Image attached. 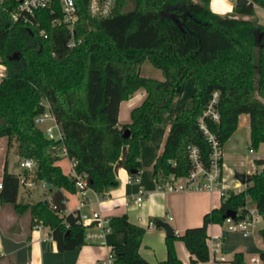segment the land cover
Listing matches in <instances>:
<instances>
[{"label": "trees", "instance_id": "16d2710c", "mask_svg": "<svg viewBox=\"0 0 264 264\" xmlns=\"http://www.w3.org/2000/svg\"><path fill=\"white\" fill-rule=\"evenodd\" d=\"M74 1L78 20L72 47L69 29L54 23L58 8L56 13L37 10L29 22L14 23L0 6V64L6 68L0 79V137L14 139L17 154L35 162L33 177L55 188L49 204L17 203L18 175L4 168L0 209L10 204L17 213H28L31 227H49L60 251L83 244L85 227L77 211L64 214L63 190L75 191V177L62 171L53 148L62 146L69 159H76L75 171L104 197L117 187L119 168L132 181L140 173V142L151 137L158 123L170 129L152 167L155 179L186 176L193 168L192 147L209 166L211 143L199 117L222 148L238 116L246 113L249 148L264 143V25L254 7L264 9V0H235L225 15L212 12L210 0H116L106 17L92 16L87 0ZM145 60L161 71L162 80L140 75ZM187 80L194 92L177 112ZM139 89L146 92L143 101L131 109V121L119 125L121 101ZM43 101L60 126L61 140L48 138L34 122L45 110ZM210 105L217 120L205 114ZM254 162L261 169L246 175L241 192L227 190L201 225L165 237L166 258L157 263L139 252L145 228L126 214L110 217L111 231L124 234L123 242L111 247L114 264H183L176 240L183 242L191 264L208 261L207 226L223 223L227 210L239 220L247 206H254L264 218V158ZM259 233L264 243V228ZM259 257L264 264V250ZM229 264H246L242 252H235Z\"/></svg>", "mask_w": 264, "mask_h": 264}, {"label": "crops", "instance_id": "0c3cea01", "mask_svg": "<svg viewBox=\"0 0 264 264\" xmlns=\"http://www.w3.org/2000/svg\"><path fill=\"white\" fill-rule=\"evenodd\" d=\"M235 0H210L209 6L212 12L225 15L232 12ZM255 15L258 22V10L264 16V9L255 5ZM262 24V23H260ZM264 25V24H262ZM6 74V68L0 64V78ZM194 92L191 80H187L184 90L177 104V112H181L186 102ZM146 92L139 89L129 99L121 101L118 111V124H127L128 116L133 107L139 105ZM170 129L168 123H158L148 140L140 142V160L142 169L132 181L129 173L124 168L117 170V187L111 189L104 197L97 195L88 189L84 201H81L80 193L63 190L65 196L64 214L77 211L81 219L88 218L92 211H99L101 215L112 217L126 214L129 221L145 228L139 252L148 262L157 263L166 258L165 230L161 227H151V221L157 219L167 221L180 235L188 227L198 226L202 223L203 215L221 204V196L217 192L208 191H183L163 192L155 185L152 176V167L160 154L166 135ZM7 138L10 145L14 139ZM0 137V143L4 141ZM2 143V144H3ZM16 143V142H15ZM250 143V117L246 113L238 116L237 128L230 135L221 149L222 158V181L228 189L243 186L236 178V172H243L241 168L245 163L242 161L241 153L245 145ZM59 156L57 164L65 174L72 175L71 160L66 156L65 149L61 146L56 150ZM18 160L21 157L17 154ZM264 158V143L259 144L255 159ZM2 162V161H1ZM0 162V178L4 168L8 172L19 176L25 171L12 169L7 157L2 168ZM236 169V171H235ZM261 166H259V170ZM257 166L252 167L247 174H252ZM33 186H23L18 189L17 203H35L33 200L34 190L42 194L44 200L51 202L55 188L48 189L44 183L32 176ZM142 189L145 193L140 204L135 201L138 191ZM82 202V203H81ZM264 220L261 217L260 221ZM258 231V234L256 232ZM256 228L248 236H244L239 230H228L225 223H212L207 226V245L220 240L221 253L231 260L235 252H242L246 264H262L260 253L264 250V243ZM124 234L110 231L105 235L103 243L84 242L71 250H58L56 241L50 234V228L42 225L41 229L30 225L27 212L17 213L10 204H5L0 209V264H99L111 253V247L116 243H122ZM177 256L183 264L190 263V254L181 240L174 242ZM195 264H213L211 260ZM255 259V260H254Z\"/></svg>", "mask_w": 264, "mask_h": 264}, {"label": "built area", "instance_id": "2783aa9c", "mask_svg": "<svg viewBox=\"0 0 264 264\" xmlns=\"http://www.w3.org/2000/svg\"><path fill=\"white\" fill-rule=\"evenodd\" d=\"M116 0H87V9L92 16L106 17L108 16L115 5ZM0 6L5 12L9 14L12 22H24L27 23L31 20L37 10L49 9L52 13H56L57 8L60 10V14L54 19V23H63L69 29V37L71 40L68 43L69 47L74 45V26L78 20L77 8L74 0H0ZM40 36L46 37L43 31H40ZM216 93L213 98L216 97ZM214 99L212 100V102ZM45 110L37 115L34 122L39 127L47 120L52 121V125H47L44 134L54 140H61L62 133L59 124L56 122L54 115L49 109L47 102L43 101ZM210 114L213 119H218V114L211 109V105L205 112ZM201 128L203 129L208 141L211 143L210 164L208 167L204 166L197 158V149L192 147L190 149V158L193 161V168L186 176H174L170 175L166 178L155 179L156 188L163 192H183V191H208L217 192L222 197L226 196L228 188L223 185L222 181V158L221 147L219 142L211 134L203 124V118L199 117ZM56 129V133L53 129ZM41 129V128H40ZM71 160L72 176L75 177V189L80 193L82 200L84 201L86 192L88 189L87 179L85 175L78 174L75 171L77 165L76 159ZM19 166L26 173H21L18 176L19 185L26 187H32V176L35 169V162L31 158H21ZM243 186L234 188L235 192H241L245 188ZM2 183L0 180V189ZM144 191L140 189L135 201L140 204L144 198ZM82 203V202H81ZM55 207V206H54ZM247 212L244 218L235 220L234 217H226L224 222L228 230H239L244 236H248L252 233L253 229L258 228L261 216L257 212L254 206H247ZM80 221L85 227L84 241L85 242H99L103 243L105 235L111 231L110 217L103 216L99 211H92L88 218H83ZM155 223L151 221L148 225L149 228L154 227ZM38 229H41L42 224L35 225ZM211 260L213 264H229V260L221 253L220 240L214 241L209 248ZM1 256V254H0ZM255 260V259H254ZM99 264H114L111 253L108 257Z\"/></svg>", "mask_w": 264, "mask_h": 264}, {"label": "rangeland", "instance_id": "374dc122", "mask_svg": "<svg viewBox=\"0 0 264 264\" xmlns=\"http://www.w3.org/2000/svg\"><path fill=\"white\" fill-rule=\"evenodd\" d=\"M258 19L260 21V23L264 24V16L261 15V10H258ZM139 73L142 76H146V77H150V78H154V79H159L162 80L163 79V75L161 73V71L157 68H155L148 60H145L142 64L139 65ZM1 79V78H0ZM130 121V115L128 116V121ZM52 121L47 120L44 124L40 125L39 127L44 131L45 127L47 125H52ZM53 132L56 133V129H53ZM1 138H4L5 143L1 142L0 143V162L2 164V168L3 165L5 163L6 157L9 161V163L11 164V167L13 170L15 171H21L22 168L19 166V160H18V156H17V145L14 141H12V143L10 145H8L7 143V138L6 136H3ZM3 143V144H2ZM249 145H245L243 147V151L241 153V157H242V161L245 163L244 167L241 168L243 170V172H247V170H250L252 167L257 166V170H259V166L255 164L254 162V157L256 156V150L257 149H251L249 148ZM236 171V169H235ZM20 189L23 190V185H19ZM38 191L34 190V196H33V200H44V196L40 192V189H38ZM258 228L262 229L264 228V220H261L258 224ZM254 230V229H253ZM256 234H258V231L256 232Z\"/></svg>", "mask_w": 264, "mask_h": 264}, {"label": "water", "instance_id": "95a60500", "mask_svg": "<svg viewBox=\"0 0 264 264\" xmlns=\"http://www.w3.org/2000/svg\"><path fill=\"white\" fill-rule=\"evenodd\" d=\"M129 133V130L126 129L125 130V135H127ZM52 151H55V149L53 148ZM235 178L241 183V184H244L246 183V173L244 172H236L235 173ZM44 186L48 189H51L52 188V185L49 184V183H44ZM44 203L45 204H49L47 200H44ZM235 216V211L233 210H227L224 214H223V218H226V217H234ZM155 226L156 227H161L165 230V235L167 237H172L174 235H176L173 227L167 222V221H163V220H160V219H157L155 221Z\"/></svg>", "mask_w": 264, "mask_h": 264}]
</instances>
